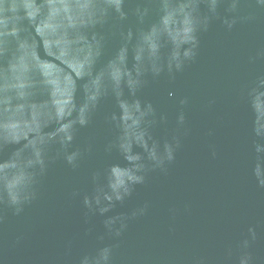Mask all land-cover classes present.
<instances>
[{"label":"water","instance_id":"95a60500","mask_svg":"<svg viewBox=\"0 0 264 264\" xmlns=\"http://www.w3.org/2000/svg\"><path fill=\"white\" fill-rule=\"evenodd\" d=\"M0 264H264V0H0Z\"/></svg>","mask_w":264,"mask_h":264}]
</instances>
